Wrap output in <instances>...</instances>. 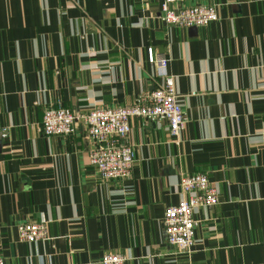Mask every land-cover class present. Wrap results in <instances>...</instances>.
I'll return each mask as SVG.
<instances>
[{"label":"crops","instance_id":"0c3cea01","mask_svg":"<svg viewBox=\"0 0 264 264\" xmlns=\"http://www.w3.org/2000/svg\"><path fill=\"white\" fill-rule=\"evenodd\" d=\"M220 18L167 25L163 0H0V256L6 264H264V0H213ZM166 52L186 117L131 119L136 161L103 179L79 123L46 136L44 113L132 104L161 81ZM206 173L219 202L197 208L190 254L167 241L164 214L184 175ZM48 220L38 245L23 222Z\"/></svg>","mask_w":264,"mask_h":264},{"label":"built area","instance_id":"2783aa9c","mask_svg":"<svg viewBox=\"0 0 264 264\" xmlns=\"http://www.w3.org/2000/svg\"><path fill=\"white\" fill-rule=\"evenodd\" d=\"M160 18L167 25L186 29L202 27L220 18L219 6L213 0H163ZM148 60L155 65L161 83L155 89L142 93L134 103L125 106H104L86 113H75L62 103L46 108L41 130L44 135L70 136L79 123L94 143L89 163L97 168L103 179L126 178L132 174L136 161L134 145L129 140L131 119L139 117L143 124L165 119L170 134L180 139L186 117L176 89V77L169 72L170 58L166 52L148 49ZM184 197L177 205L169 206L164 214V228L169 244L180 252L190 254L195 242L198 221L195 210L211 207L219 202L218 190L206 173L184 175L181 179ZM48 220L23 222L19 225L20 238L38 245L48 237ZM126 255L107 253L102 264H122ZM0 264H6L0 256Z\"/></svg>","mask_w":264,"mask_h":264},{"label":"water","instance_id":"95a60500","mask_svg":"<svg viewBox=\"0 0 264 264\" xmlns=\"http://www.w3.org/2000/svg\"><path fill=\"white\" fill-rule=\"evenodd\" d=\"M192 28H196V27H192Z\"/></svg>","mask_w":264,"mask_h":264}]
</instances>
